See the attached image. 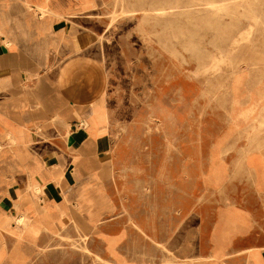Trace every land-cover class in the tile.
<instances>
[{
  "label": "rangeland",
  "instance_id": "rangeland-1",
  "mask_svg": "<svg viewBox=\"0 0 264 264\" xmlns=\"http://www.w3.org/2000/svg\"><path fill=\"white\" fill-rule=\"evenodd\" d=\"M40 3L66 20L59 2ZM94 6L69 18L53 71L77 57L100 61L85 67L99 90L90 109L103 117L101 125L88 127L89 116L81 115L78 133L67 130L70 143L59 135L62 142L33 149L50 155L84 147L98 154L101 181L121 206L108 231L126 228L117 249L130 261L168 263L187 244L192 256H208L219 204L253 186L247 156L264 147V0H98ZM98 77L105 78L103 87ZM72 109L61 106L60 115L74 120ZM222 163L227 178L214 187L211 172ZM175 193L182 204L177 214L169 208ZM161 218L171 226L168 238L141 233L143 223L157 226ZM257 226L262 237L245 245L264 246V217ZM71 230L40 240L26 264L109 258L101 240Z\"/></svg>",
  "mask_w": 264,
  "mask_h": 264
},
{
  "label": "crops",
  "instance_id": "crops-1",
  "mask_svg": "<svg viewBox=\"0 0 264 264\" xmlns=\"http://www.w3.org/2000/svg\"><path fill=\"white\" fill-rule=\"evenodd\" d=\"M46 2L52 6L59 2L65 8L62 13L66 20L55 12L44 17L36 0L34 4L33 0H0V264L31 262L42 247L40 240L63 236L70 228L85 240H101L106 249L103 252L109 255H97L102 264H137L117 249L126 228L117 233L108 231L118 223L121 206L111 186L103 178L101 181L98 154L84 147L50 155L33 149L34 143L59 141V135L65 143L72 141L74 136H67V130L78 133L75 121L85 117V110L69 102L63 85L83 82L87 63L100 67L94 58L77 57L53 71L56 52L65 46L69 18L94 10L98 0L88 7L84 0ZM55 101L59 106L55 107ZM68 104L74 120L60 115L61 106ZM247 158L245 169L253 176V186L239 190L231 204H219L209 236L210 255L194 257L187 244L176 253L171 251L175 260L166 263L165 258L160 264H264V246L245 245L251 237H262L257 234V224L264 217V147L255 146ZM222 165L219 171L211 172L214 187L222 186L227 178ZM174 195L169 208L177 214L182 211L181 196ZM161 220L157 226L143 223L141 233L149 239L165 240L171 226ZM7 222L13 231L5 228Z\"/></svg>",
  "mask_w": 264,
  "mask_h": 264
},
{
  "label": "bare ground",
  "instance_id": "bare-ground-1",
  "mask_svg": "<svg viewBox=\"0 0 264 264\" xmlns=\"http://www.w3.org/2000/svg\"><path fill=\"white\" fill-rule=\"evenodd\" d=\"M39 1L40 0H36V5L38 8H40V10L42 11V15L44 17H46L47 15L48 16H53V14L49 12H47V9L42 7L40 4H39ZM231 1V0H230ZM226 2V1H225ZM224 2V3H225ZM229 2V1H228ZM6 3V2H5ZM209 4V3H208ZM228 4V3H227ZM4 4H1V6H3ZM210 5V4H209ZM214 5V4H212ZM211 6V5H210ZM221 8H224V7H221ZM2 9V8H1ZM219 10V8H218ZM39 11V10H38ZM133 11V10H132ZM159 11V13L157 14H161L162 13V10H157V12ZM161 11V12H160ZM53 12V11H52ZM127 12L126 14H128L129 11H125ZM131 12V10H130ZM135 12V10L133 11ZM223 12V11H222ZM136 13V12H135ZM163 13H164V10H163ZM167 13V12H165ZM130 14V13H129ZM134 14V13H132ZM131 14V15H132ZM222 14V13H221ZM135 15V14H134ZM165 15V14H163ZM41 20V19H40ZM42 23V22H41ZM40 29V28H39ZM42 31V30H41ZM44 34V33H43ZM99 35V34H98ZM197 46V45H196ZM185 59V58H184ZM90 69H92L90 67ZM93 70V69H92ZM87 77V79H86ZM92 76H91V73L90 72H86L85 73V80L83 82H79L80 84H76L74 82H67L65 85H63L64 87V95L66 96V98L69 100V102L76 107V109H79L80 111L81 110H85L83 113L87 116H89V119L87 122V126L88 127H97V126H100L101 125V122H102V119L103 117L99 114L96 113V111L94 109H90V108H94V102H95V99L97 97V93L99 90H95L93 89L92 87L95 86L93 85V81H92ZM104 77L103 78H99L98 77V81H97V84H99V86H102L103 87V82H104ZM261 93V92H260ZM264 98V97H263ZM90 109V110H89ZM66 121V120H65ZM84 121V120H83ZM67 135V134H66ZM82 138V137H81ZM83 141V140H82ZM0 146H3V144L0 142ZM32 148V147H31ZM1 149V148H0ZM82 161V160H81ZM68 164V163H67ZM70 164V163H69ZM214 168V167H213ZM78 170V169H77ZM77 173V172H76ZM64 174V173H63ZM80 174V173H79ZM78 175V174H77ZM70 176H73V175H70ZM41 177V176H40ZM64 177V176H63ZM81 177V175H80ZM85 177V176H84ZM71 178V177H70ZM43 181V180H41ZM47 182V181H46ZM57 187V186H56ZM58 188V187H57ZM39 193H42L41 190H38ZM60 192V191H59ZM64 192V191H63ZM60 202V200H59ZM58 204V203H57ZM51 205V204H50ZM60 206V205H59ZM61 207V206H60ZM55 208V207H54ZM63 212V211H62ZM61 212V213H62ZM237 212V211H236ZM60 213V212H59ZM236 214V213H235ZM23 220H19V222H22ZM240 221V220H239ZM38 224V223H36ZM17 225V224H16ZM5 228H7L8 230H11L13 231L14 229L11 228V224L8 222V224H5L4 225ZM8 226V227H7ZM1 227V226H0ZM19 227V226H17ZM79 229V228H78ZM39 230V229H37ZM38 232V231H37ZM60 234V233H59ZM39 235V234H38ZM148 237V236H147ZM35 242V241H34ZM76 245V244H75ZM38 246V245H37ZM96 261V260H95Z\"/></svg>",
  "mask_w": 264,
  "mask_h": 264
}]
</instances>
